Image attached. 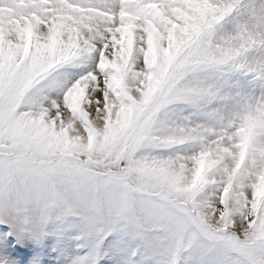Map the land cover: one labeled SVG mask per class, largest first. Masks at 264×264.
<instances>
[{
	"label": "snow or ice",
	"instance_id": "snow-or-ice-1",
	"mask_svg": "<svg viewBox=\"0 0 264 264\" xmlns=\"http://www.w3.org/2000/svg\"><path fill=\"white\" fill-rule=\"evenodd\" d=\"M0 264H264V0H0Z\"/></svg>",
	"mask_w": 264,
	"mask_h": 264
}]
</instances>
